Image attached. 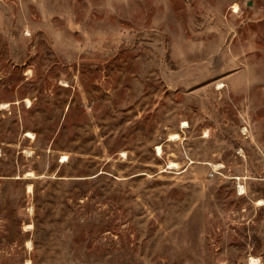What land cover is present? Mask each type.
<instances>
[{
	"label": "rangeland",
	"instance_id": "rangeland-1",
	"mask_svg": "<svg viewBox=\"0 0 264 264\" xmlns=\"http://www.w3.org/2000/svg\"><path fill=\"white\" fill-rule=\"evenodd\" d=\"M0 264H264V0H0Z\"/></svg>",
	"mask_w": 264,
	"mask_h": 264
},
{
	"label": "bare ground",
	"instance_id": "bare-ground-1",
	"mask_svg": "<svg viewBox=\"0 0 264 264\" xmlns=\"http://www.w3.org/2000/svg\"><path fill=\"white\" fill-rule=\"evenodd\" d=\"M235 7H236V6H235ZM237 9H238V8H236V10H237ZM29 134H30V133H29ZM158 149L160 150V147H158ZM172 165H173V167L176 166V165H174L173 163H172ZM172 165H171V166H172Z\"/></svg>",
	"mask_w": 264,
	"mask_h": 264
}]
</instances>
